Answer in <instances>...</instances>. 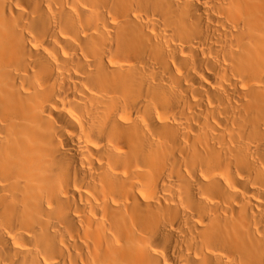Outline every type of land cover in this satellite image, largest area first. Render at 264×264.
<instances>
[{"label":"bare ground","instance_id":"bare-ground-1","mask_svg":"<svg viewBox=\"0 0 264 264\" xmlns=\"http://www.w3.org/2000/svg\"><path fill=\"white\" fill-rule=\"evenodd\" d=\"M0 264H264V0H0Z\"/></svg>","mask_w":264,"mask_h":264}]
</instances>
